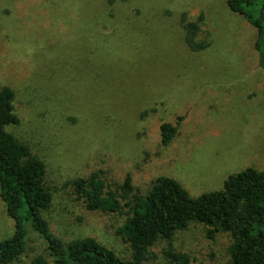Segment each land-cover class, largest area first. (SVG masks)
Instances as JSON below:
<instances>
[{"label": "rangeland", "instance_id": "obj_1", "mask_svg": "<svg viewBox=\"0 0 264 264\" xmlns=\"http://www.w3.org/2000/svg\"><path fill=\"white\" fill-rule=\"evenodd\" d=\"M261 0H257V6ZM199 24L190 50L182 17ZM256 29L226 0H0V88L14 91L16 124L6 129L45 164L51 201L42 210L63 241L92 236L119 256L121 212L87 209L63 183L102 170L126 174L144 194L159 175L195 196L219 189L228 174L264 170V74ZM177 134L161 144L160 124ZM13 219L0 196V240ZM28 247L9 264H29L44 251L29 228ZM230 236L208 237L195 222L173 244L191 264H224ZM32 246L33 248H30ZM166 241L150 247L148 264H169Z\"/></svg>", "mask_w": 264, "mask_h": 264}, {"label": "trees", "instance_id": "obj_2", "mask_svg": "<svg viewBox=\"0 0 264 264\" xmlns=\"http://www.w3.org/2000/svg\"><path fill=\"white\" fill-rule=\"evenodd\" d=\"M230 10L242 14L256 29L254 48L264 74V0H226ZM183 41L192 51L209 45L198 39L199 24L182 17ZM14 91L0 88V196L13 219V232L0 240V264L19 258L28 247L29 228L44 243L51 264H148L150 247L166 241L163 256L169 264H191L187 252L173 244L174 235L191 223H201L208 237L216 232L230 236L228 260L224 264H264V170L246 167L228 174L219 189L191 195L171 176H156L142 194L134 190L126 174L121 183L111 181L102 170L76 176L63 185L82 199L87 209L121 212L123 221L115 233L128 245L129 255L119 256L92 236L60 239L42 214L52 192L44 181L45 164L29 146L6 129L16 124ZM183 115L174 124H160V140L166 145L177 134ZM33 248L32 246H29ZM29 264H48L46 255L35 254Z\"/></svg>", "mask_w": 264, "mask_h": 264}]
</instances>
